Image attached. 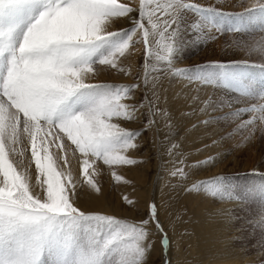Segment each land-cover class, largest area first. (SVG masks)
Returning a JSON list of instances; mask_svg holds the SVG:
<instances>
[{
    "label": "snow or ice",
    "instance_id": "snow-or-ice-1",
    "mask_svg": "<svg viewBox=\"0 0 264 264\" xmlns=\"http://www.w3.org/2000/svg\"><path fill=\"white\" fill-rule=\"evenodd\" d=\"M37 7L41 10L17 47L14 26ZM252 7H264V3ZM186 8L204 10L185 0H140L137 18V9L118 0H0V264H63L64 254L73 247V233L82 222L91 224L92 234L90 247L80 253L78 264H144L149 246L143 241L148 231L112 216L81 211L70 199L75 188L71 172L59 164L54 166L53 156L70 164L66 156L70 142L73 154H80L87 184L97 191L89 174L90 158H94L93 163L102 160L109 166L136 163L123 153L137 146L134 140L139 133L113 122L134 119L136 108L121 103L131 90L116 86L117 91L112 92L113 85L94 83L96 66L123 71L120 57L134 46V37L139 35L149 57L153 55L154 42L167 40L163 43L166 55L156 54V59L166 60L170 69L180 13ZM114 17L131 21L132 34L108 55L94 60L105 44L127 31L110 29ZM225 30L240 32L238 27H217L218 32ZM154 33L159 35V41L152 39ZM259 34L264 36V31ZM260 51L264 52V47ZM212 63L224 70L228 67ZM259 67L264 68V62ZM191 71L176 70V74L216 86L212 80L193 79L188 75ZM260 101L264 102V96ZM78 105L81 110L74 111ZM260 111L264 113V108ZM25 137L24 151L30 145L29 160H34L39 173L40 193L31 191L28 176L18 172L5 155L6 144L10 145L9 152L16 151L11 146ZM53 147L55 152L50 151ZM179 171L183 174L182 169ZM115 179L119 181L121 177L116 175ZM224 179L210 181L207 187L219 192ZM150 215L163 231L155 203ZM148 223L147 219L143 221L144 225ZM168 243L165 237L164 244Z\"/></svg>",
    "mask_w": 264,
    "mask_h": 264
},
{
    "label": "rangeland",
    "instance_id": "rangeland-1",
    "mask_svg": "<svg viewBox=\"0 0 264 264\" xmlns=\"http://www.w3.org/2000/svg\"><path fill=\"white\" fill-rule=\"evenodd\" d=\"M118 2L137 9L134 14L139 18L140 0H118ZM167 2L168 0H161V3ZM185 3L199 5L204 10L186 8L181 11L179 35L170 57L172 63L170 69L166 60L156 59V54L166 55L163 43L167 40L154 42L151 45L153 55L149 57L140 42L139 35L134 37L135 43L131 47L134 50L133 59L136 61L133 66L126 62V54L120 57V68L123 71L109 69L104 65L96 66L94 83L113 85L112 92L117 91L116 86H125L131 90L121 103L136 108L134 119H114L113 122L128 131L138 132L139 135L134 140L137 146L123 153L129 159L136 161L135 164L109 166L102 160L93 163L94 158H90L92 167L89 168L91 170L89 173L99 189L97 191L101 195H98L99 199L109 210L107 216L144 227L148 231L152 249L147 251L144 264H163L164 258L167 260L168 256L172 264H201L198 261L199 251L182 242V235H185L186 231L176 229L178 223L184 222L185 218L171 213L169 208L171 200L172 202L181 200V189H176L173 195H165L162 190L163 184L169 178L174 179L176 176L194 181L187 190L199 183V194L207 195L215 207L221 208L222 201L228 204L217 219L221 223L219 224L222 226L221 229L226 232L225 237L229 238L225 243H230L229 246L237 253L238 262L231 264H264V120L261 119L264 113L260 111L264 108V102L260 101V97L264 96V68L259 67L264 62V52L260 51L264 47V36L259 34L264 31V7H252L264 3V0H185ZM40 10L41 8L37 7L32 15L20 18L15 24L13 41L17 47L22 42L27 26ZM144 23L151 30V25L146 20ZM160 23L162 27V20ZM109 27L113 31L120 29L127 31L105 44L99 50L97 57L93 58L94 60L100 55H108L116 45L126 41L133 31L131 21L124 17H114ZM217 27L225 29L238 27L240 32L227 30L218 32ZM152 39L159 41L160 37L154 33ZM248 45H252V48L249 49ZM212 62L228 67L224 70L214 66ZM188 69H192L188 75L193 79L199 77L212 80L216 82V86L196 80L190 81L187 75L176 74V70H181L183 73ZM176 89V93L184 90L191 96L192 94L198 96L200 92L198 97L205 98L208 109H212L208 111L209 115L201 110L203 115L205 114V124H208L210 118L213 119L212 125L215 123L213 135V131L209 134L212 135L209 138L210 155L205 153L202 159L195 155L191 160L192 166L199 162H208V164L203 165L202 169L195 168L192 175L188 171L181 174L180 169L169 167L171 158L175 156L181 158L175 162L187 158L182 154V150L177 148L178 141L185 137L180 124L170 131L164 130V135L159 134L161 128L158 116L165 112L159 101L162 97L161 95L159 97L158 92L166 91L172 94ZM213 99L216 100L211 102ZM192 101L194 103L198 99L194 98ZM81 108L82 106L78 105L74 111L78 112ZM240 109H255V111H240ZM173 112L175 113L174 109ZM67 143L69 147L66 156L74 159L73 169L78 174L74 172L72 176L76 179L80 176L78 182L87 184L83 178L82 162L78 159L80 154L78 151L73 154L74 146H70V142ZM26 144L25 137L22 142L11 146L16 149L13 152H9L10 145L6 144L5 155L18 172L25 174L33 172L35 177L37 173L35 162L29 160L30 145L29 150L24 151ZM50 151L55 152V147ZM61 155L65 153L62 152ZM130 174L135 175L130 176ZM116 175H119L121 180L117 181ZM34 177L29 182L31 187L39 184V173L36 179ZM221 177L225 178L220 186L221 191H212L207 187L208 182L219 180ZM126 190L133 192V199H125L128 194L125 193ZM222 192L225 193V197L222 196L223 200H220L218 196ZM128 200L132 203H128ZM153 203L157 205V218L163 231L151 219ZM113 209H119L118 214H115ZM146 219L149 223L144 225L143 221ZM91 228V224L87 222H82L78 226L73 233V247L64 254L63 264H78L80 253L88 251L90 247ZM165 237L168 244H164ZM154 245L156 250H153Z\"/></svg>",
    "mask_w": 264,
    "mask_h": 264
},
{
    "label": "bare ground",
    "instance_id": "bare-ground-1",
    "mask_svg": "<svg viewBox=\"0 0 264 264\" xmlns=\"http://www.w3.org/2000/svg\"><path fill=\"white\" fill-rule=\"evenodd\" d=\"M133 53H134V50H132L131 47L125 52L126 62L127 63L129 62L130 66H133L136 62L133 59ZM174 92L175 93H172V94H169L166 91L158 92L159 97L160 95L162 97V99H160L159 101H161V105L164 108V112L167 113V115L164 113L158 116L159 126L161 128L159 131V134L164 135L165 134L164 130L170 131L174 128H177L178 124H180L181 130L182 132H184L185 137H183L182 140L178 141L179 145L178 147L176 145V147L178 149L180 148L182 150V154H184V156L187 158L180 162H175L181 159L180 157L175 156L171 158L169 167L172 169H177V168L182 169L183 172L188 171L189 174L192 175L195 172V168L202 169L203 165L208 164V162L207 163L199 162V163H196L195 166H192L191 160L193 159L195 155H197L200 159L204 157L205 153L210 155L209 154V138L214 133L215 129L213 125L215 123L212 125L211 120L213 119L210 118V120L208 121V124H205V121H204L205 114L203 115V111L206 112L207 115H209L210 113H208V111H211L212 109L211 110L208 109L205 98L198 97L200 92L198 93V96L196 94H192V96L189 94H186L184 90L176 93L177 92V89H176L174 90ZM194 98H197L198 101L193 103L192 99ZM214 100L216 99L211 100V102ZM211 102L209 104H211ZM173 109L175 113L174 112L172 113ZM201 119L202 121H200ZM137 129H139V126ZM140 129H141V125H140ZM211 132H212V135H209L211 134ZM132 154H134V152ZM68 159L71 161V163L68 165H65L63 160H59V163H57L56 157L53 156L54 166H56L57 164L61 166L62 164V167L67 168V170L70 171L71 174L75 172V174L78 175L76 171L73 169L74 159H72L71 157H68ZM32 173L33 172L26 174L28 176L29 182L34 177V174ZM90 173H91V170H90ZM37 174L38 172L35 174L34 179L37 178ZM132 174H130V176ZM79 177L76 179L74 176H72L73 181H75L74 183L77 182L75 185V188L73 189V193H71L70 195V199L74 202L75 206H77L81 211H84L89 214L106 215V213H109V210L106 207L105 203L99 199L100 198L99 196H101L99 195L100 193L98 194L97 190L92 188L90 185L86 183L82 184V182L81 183L78 182ZM83 178L85 179V175H83ZM193 183L194 181H192L190 178H188L187 180V178H181L179 176H176L174 179L169 178L168 181L164 183L162 186V190L164 191L165 195H173L176 189H181V195H180L182 196L181 200L179 202L178 201L172 202L171 200L169 203V208H170L171 213L173 214L175 213L177 216H183L185 218V221L178 223L176 227L177 230L182 229L186 231L185 235H182V242L188 243L192 249L199 251L198 261L201 264H208L209 262L211 263L217 262L218 264H225L223 262H226V261L229 262L228 264H231L233 262H238V259L236 258L237 253L234 250V248L229 246L230 243L229 244L225 243L228 237L227 238L225 237L226 232L221 229L222 226L219 225L221 223H219L220 221L218 222V219H217L219 215L223 214L224 212L223 208L227 207L228 204H225L222 201L221 208L215 207L210 202V199L208 198L207 195H204V193L199 194L200 192L199 183H197V185L194 186L193 188H190L189 190H187L189 186H192ZM38 185L36 187L30 186L31 191L35 193H40L41 188ZM133 186L134 185H132V187ZM171 188H173V190H171ZM129 191L130 190L125 191V193H128L127 198L133 199L134 194L132 191L130 192ZM177 195H179V193H177ZM222 196L225 197L224 192H222L218 196V198L220 200H223ZM224 201L227 203L229 202V200L228 201L224 200ZM113 211L115 214H118L119 209H113ZM87 226L85 227L86 229H87ZM89 237L90 235H88V238ZM218 242H220V244H216ZM143 243L149 246V250L152 249V244L150 240L148 239V237L146 238L145 241H143ZM170 246H171V239H170ZM154 249L156 250V245H154L153 250ZM223 254H225V256H223ZM166 262L167 264H172L170 256H168L167 260L164 258L163 264H166Z\"/></svg>",
    "mask_w": 264,
    "mask_h": 264
}]
</instances>
